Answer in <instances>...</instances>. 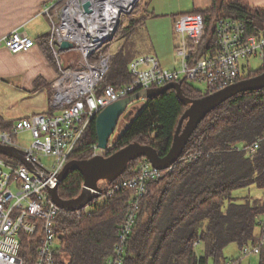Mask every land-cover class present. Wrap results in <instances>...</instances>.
<instances>
[{"label": "trees", "instance_id": "1", "mask_svg": "<svg viewBox=\"0 0 264 264\" xmlns=\"http://www.w3.org/2000/svg\"><path fill=\"white\" fill-rule=\"evenodd\" d=\"M194 13L204 19L200 49L214 42L213 29L220 18L243 23L248 34H264V6H251L247 0H212L210 7ZM138 22L130 21L127 30L131 31ZM48 35L42 37L45 50ZM115 53L97 94L107 86L119 88L132 80L128 63L135 56L125 55L123 48ZM258 69L250 70L253 74L248 77L262 72L264 66ZM181 87L187 97L203 95L186 81ZM185 108L174 89L145 99L123 131L112 138L113 148L105 155L136 141L151 145L163 156ZM94 120L79 138L70 159L92 156V146L97 141ZM12 123L0 115V129L8 130ZM263 135L264 88L240 92L211 110L172 169L162 170L158 179L148 181L122 264H207L209 259L214 264H225L230 261L224 254L229 244H235L241 252L244 246L254 245L264 236V194L233 195L234 190L251 185L264 190V140L258 148L245 149ZM141 160L128 163L114 180H102L100 187L106 189L117 179L134 176ZM82 182L78 171H70L58 185L59 196L76 197ZM131 193L130 189L118 190L79 214L60 211L55 222L56 264H105L112 254ZM21 241V255L32 257L33 240L22 236ZM198 245L201 254L196 250ZM239 259L241 256L232 262ZM258 264H264V247L258 254Z\"/></svg>", "mask_w": 264, "mask_h": 264}, {"label": "built area", "instance_id": "2", "mask_svg": "<svg viewBox=\"0 0 264 264\" xmlns=\"http://www.w3.org/2000/svg\"><path fill=\"white\" fill-rule=\"evenodd\" d=\"M85 0H53L45 6L51 30L47 45L56 62L58 74L52 83L50 105L57 112L31 113L15 119L10 129H0V144L22 151L20 157L0 153V264H56V218L60 211L51 200L48 188L56 182L57 174L76 148L79 138L89 122L110 103L139 90L160 87L167 83L203 82L205 92L212 93L236 81L240 74L239 62L258 57L264 64V34H248L245 25L232 18H220L214 25V42L200 49L205 25L199 13H185L174 20V30L181 43L175 50L179 59L176 69L161 66L154 54L134 57L128 63L132 80L119 88L105 87L97 94V87L106 75L112 55L104 47L113 39L122 13L129 8L115 6L109 0H98L90 12H85ZM93 6V7H92ZM62 41L71 48L60 49ZM10 53H19L34 46V40L23 36L17 29L0 39ZM71 55V56H70ZM70 56L67 62L63 57ZM29 132L33 141L22 147L16 136ZM264 135L256 139L248 150L258 148ZM103 150L92 146L91 155ZM40 156H51L53 163L47 168ZM172 166L167 168L171 170ZM145 158L139 162L138 172L132 177L117 179L102 194L76 214L88 211L122 189L132 190L123 221L117 231L112 254L105 264H122V254L138 215L148 181L161 176ZM100 186V185H99ZM72 213V212H69ZM33 240L34 255H21V237ZM264 247V236L250 246H244L240 256L259 254ZM225 264H233L232 260Z\"/></svg>", "mask_w": 264, "mask_h": 264}, {"label": "crops", "instance_id": "3", "mask_svg": "<svg viewBox=\"0 0 264 264\" xmlns=\"http://www.w3.org/2000/svg\"><path fill=\"white\" fill-rule=\"evenodd\" d=\"M52 1L0 0V39L17 29L23 36L34 40L33 47L15 54L10 53L2 43L0 44V85L21 90L22 95L36 96L39 102L40 99L48 97L47 107L31 113L51 114L56 110L51 107L50 102L53 92L52 83L58 70L49 47L45 50L42 39L50 34V21L43 10ZM211 2L212 0H142L134 17L136 20L139 19V22L130 33L131 36L138 45L146 44L150 40L156 42L159 38L165 40L167 44L157 42L159 45H153L150 42V50L140 51L142 54L132 51L131 54L136 57L154 51L162 67L176 69L179 66V59L175 55V50L181 43V38L174 30L175 18L180 14L204 10L210 7ZM247 3L251 6H264V0H247ZM119 44L117 48H121L123 42ZM68 58L64 56V62H67ZM138 101L145 103L144 99ZM135 102L132 103L133 106ZM27 115L29 114L16 117L12 121ZM3 118L8 120L4 116Z\"/></svg>", "mask_w": 264, "mask_h": 264}, {"label": "water", "instance_id": "4", "mask_svg": "<svg viewBox=\"0 0 264 264\" xmlns=\"http://www.w3.org/2000/svg\"><path fill=\"white\" fill-rule=\"evenodd\" d=\"M82 7L85 12L91 11L89 1H84ZM59 47L60 49H67L71 48L72 44L68 41H62ZM181 83L182 80L179 82L167 83L160 87L139 90L105 106L96 115L94 120L97 137L96 147L105 151L108 148L110 136L114 132L119 118L126 112L130 104L140 99L145 100L149 97L165 92L168 89H174L177 98L186 106V108L178 120L173 133L171 145L163 156L159 155L151 145L134 141L120 147L109 155L95 154L85 159H70L57 174L54 185L48 188L50 200L59 209L66 212H73L84 207L90 201L102 194L103 190L99 186L101 180H114L123 173L128 163L133 160L145 158L153 167L160 170H165L173 166V164L179 159L193 132L211 110L240 92L264 88V70L256 75L239 79L227 87L202 95L198 98L187 97L184 95ZM134 110L135 108L133 106L125 116L127 117L130 113L134 114ZM139 110L140 109H138L137 112ZM118 134L119 133L115 134L114 137ZM0 153L11 157H20L22 159V151L12 146L0 144ZM23 161L25 162V160ZM70 171H78L81 174L83 178L82 187L80 193L76 197L63 199L59 196L57 189L59 183Z\"/></svg>", "mask_w": 264, "mask_h": 264}, {"label": "rangeland", "instance_id": "5", "mask_svg": "<svg viewBox=\"0 0 264 264\" xmlns=\"http://www.w3.org/2000/svg\"><path fill=\"white\" fill-rule=\"evenodd\" d=\"M142 0H137L134 6L125 13H122L120 16V20L116 29V33L113 37V39L104 47V50H109L110 52L114 53L119 51L121 48H123V52L127 56H132V51L136 54H142L140 51H148L150 50L151 43L154 45H159L158 43L164 44L165 40L159 38L157 41L154 39L153 42L150 40V42H147L146 44L143 45H138L137 42L134 40L133 36H131V32L134 30L136 27L137 23L134 25L131 31L127 30V26L130 23V21H139L134 19L135 17V12L136 9L139 7L140 3ZM209 28L206 31L207 38L209 37ZM174 38V36H173ZM209 40V38H208ZM123 42V45L121 48H117V44ZM158 42V43H157ZM172 43V42H171ZM210 43V40L209 42ZM207 43V44H208ZM167 42L165 43V45ZM120 45V44H119ZM138 47V48H134ZM158 48V47H157ZM115 53V54H116ZM146 54V53H144ZM151 54H154V51L151 52ZM113 61V57H112ZM111 61V62H112ZM264 64H262L261 59L258 57H249L246 59H242L239 62V67H240V72L242 78L248 77V75H252L253 73L249 72L257 70H261L263 68ZM249 72V73H248ZM195 90L200 92V94L205 95V89L206 85L203 82H196V81H190L188 82ZM48 98V97H47ZM47 98H42L40 99V102L36 96H31L29 95H22L21 90L14 89L11 86H6V85H0V114L6 117L8 120H13L16 117L23 116L24 114H30L31 112L39 111L42 108L47 107L48 101ZM40 104H39V103ZM144 105V102L138 101L135 102L134 108L135 112L130 113L127 117L125 114L132 109L133 104H130L126 110V112L119 118L118 124L114 130V132L110 136V142L108 144L107 150L103 151L102 154H105L108 149L113 148V143H112V138L114 137L115 134L121 133L125 126L131 121V119L134 117L138 109H141V107ZM57 112L56 110H54ZM133 114V115H132ZM17 141L21 144L22 147H29L33 141V138L31 137L29 132H21L17 134L16 136ZM41 162L43 165L47 168H50L53 159L51 156H40ZM102 181V180H101ZM100 181V182H101ZM264 194V190L261 188L256 187L255 185H251L249 187L241 188V189H236L233 191V195L235 196H246V195H251L254 197H261ZM197 252L202 253V248L200 245L197 246ZM224 254L228 258V260H234L238 257H240V251L237 249L235 244H229L225 249H224ZM258 264V255L257 254H248L244 255L241 257V259L236 260L233 264ZM207 264H214L211 259L208 260Z\"/></svg>", "mask_w": 264, "mask_h": 264}, {"label": "bare ground", "instance_id": "6", "mask_svg": "<svg viewBox=\"0 0 264 264\" xmlns=\"http://www.w3.org/2000/svg\"><path fill=\"white\" fill-rule=\"evenodd\" d=\"M85 1H88V0H85ZM132 1H134V0H109V2H112V3L115 4V6L117 7V9L119 7L123 8V9L129 8L130 5H131V3H132ZM97 4H99L98 0H93V6L96 7Z\"/></svg>", "mask_w": 264, "mask_h": 264}]
</instances>
